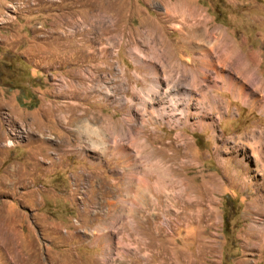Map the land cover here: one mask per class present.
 I'll return each instance as SVG.
<instances>
[{"label": "rangeland", "instance_id": "1", "mask_svg": "<svg viewBox=\"0 0 264 264\" xmlns=\"http://www.w3.org/2000/svg\"><path fill=\"white\" fill-rule=\"evenodd\" d=\"M260 160L264 0H0V264H264Z\"/></svg>", "mask_w": 264, "mask_h": 264}, {"label": "bare ground", "instance_id": "2", "mask_svg": "<svg viewBox=\"0 0 264 264\" xmlns=\"http://www.w3.org/2000/svg\"><path fill=\"white\" fill-rule=\"evenodd\" d=\"M168 4V3H167ZM204 69H207V66H204ZM201 78H203V77H201ZM226 84H227V86H228V89H229V91H231L232 93H234V96L235 97H238V98H241L244 102H246L247 101V99H248V97H246L245 95H247V93H245V92H241V89H236V87H239V86H236L234 83H232V82H226ZM262 84V82H260V85ZM158 84H156V86L155 85H152L151 86V89L152 90H155L156 88H157V90L156 91H158V86H157ZM239 85V84H238ZM152 90H150V91H152ZM243 91H244V89H242ZM245 96V97H244ZM154 98L152 97V96H150V95H147V100H149V101H152ZM188 111V110H187ZM187 118V117H186ZM260 163H261V165L264 167V161H261L260 160ZM247 165L248 164H244V167L245 168H247ZM160 229V228H159ZM159 229H158V234H159Z\"/></svg>", "mask_w": 264, "mask_h": 264}]
</instances>
